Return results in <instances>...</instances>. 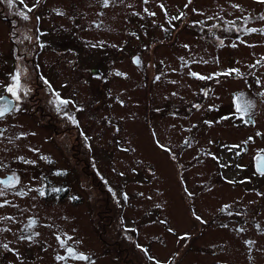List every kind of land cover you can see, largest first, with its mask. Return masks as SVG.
<instances>
[{
	"label": "rangeland",
	"instance_id": "obj_1",
	"mask_svg": "<svg viewBox=\"0 0 264 264\" xmlns=\"http://www.w3.org/2000/svg\"><path fill=\"white\" fill-rule=\"evenodd\" d=\"M1 2L0 92L19 74L28 90L35 56L67 97L45 110L74 114L93 164L73 168L74 131L53 135L38 111L0 119V174H15L0 186V264H264V3ZM230 101L246 124L216 120ZM42 174L68 186L62 200L39 195Z\"/></svg>",
	"mask_w": 264,
	"mask_h": 264
},
{
	"label": "flooded vegetation",
	"instance_id": "obj_2",
	"mask_svg": "<svg viewBox=\"0 0 264 264\" xmlns=\"http://www.w3.org/2000/svg\"><path fill=\"white\" fill-rule=\"evenodd\" d=\"M2 5L0 6V10L2 9ZM186 16H184L185 18ZM191 22V19H189V16H187V22ZM192 23V22H191ZM186 24V23H185ZM189 23H187L188 25ZM12 24L9 25L10 27V42L15 45V40L13 39L12 36H14L13 33V29H12ZM185 26V25H184ZM212 26H215L212 25ZM236 25H234L235 27ZM201 30L204 31L207 27L206 25L204 26H200ZM238 26H236L235 28H237ZM245 26H241L240 29H243ZM195 29V28H193ZM239 29V30H240ZM35 40L39 41L38 36H35ZM76 41V39H75ZM17 54H19V56L21 57H26L27 55L25 54V52H20L17 50ZM31 60H33V57H30ZM14 59V58H13ZM38 68H39V74L38 77L36 78L38 81H40V83H36V79H34V84L32 83H27L26 84V88L28 89L27 91L22 89V90H18L16 88V92L17 95H19L21 97L20 100H17L15 96H13L12 93L8 92L7 90L0 92V97H2V99H0V109L4 108V107H8L10 110L8 112L5 113V115H7L8 113H10L11 111H13L14 109H19L23 106V108H21V111L26 112L28 115H31L32 113H40L41 117L39 116L37 119L42 125L46 126L48 125L51 129H52V133L53 135L55 133H57L58 131H65V132H70V131H74V135H75V140L71 143V156L70 159L68 160V162L73 166V168H75L76 170L79 168L81 171L88 173L89 169H92V160L90 158V145L88 144V139L86 138L85 135L82 134L81 128L77 125V119L75 118L74 114L71 113V111H65L64 115L62 116V112L59 113V108L56 106L53 110L48 108V111L45 110L46 106L44 104L45 99L44 98H48L49 100H57V101H64L65 99H67V97H65V95H63L61 93V91H59V89H54V86L51 85L50 81L47 79L48 77L44 74V71L41 67V65L37 62ZM44 68V67H43ZM227 71V70H226ZM39 85H41V89H39ZM42 92L46 93L45 96H41ZM20 93V94H19ZM43 93V94H44ZM43 99V100H42ZM10 100H12V106L9 107L10 104ZM43 102V103H42ZM233 103L236 105V108L238 109V111H240L244 116H234V113H231V109L233 107ZM61 106V105H60ZM59 106V107H60ZM218 106L219 108V114L218 112H215L216 114V120L217 121H224V120H228L230 121L232 124H246V122H248L247 118V114L243 112L242 109H239L237 103L234 101H230V105L231 109L230 111H226L224 109V111L221 112L220 109V104L217 105H212L210 108H213V111H215L216 107ZM229 106H227L229 108ZM77 110V109H75ZM38 111V112H37ZM4 115V116H5ZM72 116V117H71ZM1 119V118H0ZM57 123L62 124L63 126H61V128L58 130L56 128ZM82 134V135H79ZM71 134V133H69ZM72 134V135H73ZM51 135V134H50ZM52 136V135H51ZM82 151V152H81ZM92 151V150H91ZM85 152V153H84ZM259 156H264V153H259L257 154L255 160H254V171L255 169L257 170V173L259 176L262 175V177L264 176L262 173H264V159L260 160L258 162V157ZM30 162V161H28ZM31 164L34 165V163L32 162ZM29 163H27V165H31ZM3 167L8 168V169H14V166L10 163H5L3 164ZM56 170V169H55ZM53 170V173L58 176H61V172L60 171H55ZM92 172V170H90ZM253 171V170H252ZM40 177L42 178V183H43V189L40 190L39 195L42 196V198L45 201H52V199L55 197L57 199L62 200L61 198L65 194V191L67 192L68 186H59L57 185V183H52L48 180L45 179V176L42 174L40 175ZM14 179H15V174L13 172V170L11 171H5L3 174H0V186H10L14 184ZM12 181V182H10ZM22 189L17 188L16 191H20ZM43 193V194H41ZM14 200V199H13ZM102 211H107V210H102ZM32 220L29 219V224H31ZM8 251H10L8 249ZM12 251H15L12 249ZM17 253V251H15Z\"/></svg>",
	"mask_w": 264,
	"mask_h": 264
},
{
	"label": "trees",
	"instance_id": "obj_3",
	"mask_svg": "<svg viewBox=\"0 0 264 264\" xmlns=\"http://www.w3.org/2000/svg\"><path fill=\"white\" fill-rule=\"evenodd\" d=\"M1 4H2V2H1V0H0V6H1ZM3 5V4H2ZM3 8V7H2ZM168 12V11H167ZM187 18V17H186ZM7 19V18H6ZM185 19V18H184ZM11 20H13L12 18H11ZM7 21H10L9 19H7ZM184 23H189V25L190 26H195V27H197V26H199V23H195V22H193V23H191L190 21L189 22H187V19L186 20H184ZM13 46V45H12ZM13 49H14V46H13ZM12 56H13V58H15L16 60H18V58H17V56L13 53L12 54ZM30 57V56H29ZM33 57V60H31L30 59V62H31V67L32 68H34L33 70H34V75H33V73H32V75H31V80H30V83H32V84H34V79H35V77L37 78L38 77V74H39V68H38V65H37V59L36 58H34L35 56H32ZM25 65L26 64H21V66L19 67L18 66V68H19V72H20V70H22V71H25V70H27V69H25ZM18 74V73H17ZM21 75L19 74V77H20ZM34 76V77H33ZM227 109V107L225 108V110ZM223 111H224V109H223ZM228 111V110H227ZM230 111V110H229ZM232 113H234V116H244L240 111H238V109L236 108V105L233 103V107H232V109H231V113L230 114H232ZM99 180V179H98ZM102 185V184H101ZM105 190L103 191V195L105 196L106 194L105 193H108V191H107V189L106 188H104ZM106 201V198H105V200H104V202ZM99 216V215H98ZM103 227V229H104V225L102 226Z\"/></svg>",
	"mask_w": 264,
	"mask_h": 264
},
{
	"label": "snow or ice",
	"instance_id": "obj_4",
	"mask_svg": "<svg viewBox=\"0 0 264 264\" xmlns=\"http://www.w3.org/2000/svg\"><path fill=\"white\" fill-rule=\"evenodd\" d=\"M258 2H260V3H264V0H258ZM104 3L106 4L107 3V0H104ZM238 7V6H237ZM29 11H31V9H29ZM153 15H154V13H153ZM181 15H183V13H181ZM28 17L25 15L24 16V19H27ZM38 19V18H37ZM174 19H178V17H176V18H174ZM262 19H264V17H262ZM250 31H258L257 29H251ZM191 75H193V76H197L198 74L197 73H191ZM200 79H207V78H211V77H199ZM13 79L16 81V85H14V86H9L8 88H7V91L8 92H10V93H12L13 94V96H15L16 97V99L17 100H20L21 99V97L19 96V95H17V92H16V88L19 86V76L17 75V76H14L13 77ZM0 99H2V97H0ZM61 103H67V101H61ZM10 109L8 108V107H4V108H2V109H0V118H3L4 117V115H5V113L6 112H8ZM234 147H236V146H234ZM262 174H264V173H262ZM10 182H12V181H10ZM41 194H43V193H41ZM0 195H3V192L2 191H0ZM5 203H8V201H5ZM3 205H0V207H2ZM4 247H7V245H5ZM69 251H71V250H69ZM82 259H87V257H81Z\"/></svg>",
	"mask_w": 264,
	"mask_h": 264
},
{
	"label": "water",
	"instance_id": "obj_5",
	"mask_svg": "<svg viewBox=\"0 0 264 264\" xmlns=\"http://www.w3.org/2000/svg\"><path fill=\"white\" fill-rule=\"evenodd\" d=\"M12 104H13V103H12V100H10L9 107L12 106ZM263 159H264V156H259V157H258V162H259L260 160H263Z\"/></svg>",
	"mask_w": 264,
	"mask_h": 264
}]
</instances>
